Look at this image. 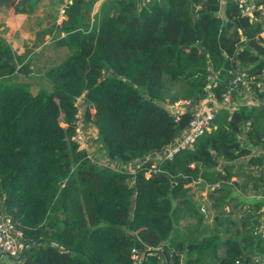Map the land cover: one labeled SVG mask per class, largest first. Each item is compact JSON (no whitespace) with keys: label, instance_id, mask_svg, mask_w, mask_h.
Returning a JSON list of instances; mask_svg holds the SVG:
<instances>
[{"label":"trees","instance_id":"obj_1","mask_svg":"<svg viewBox=\"0 0 264 264\" xmlns=\"http://www.w3.org/2000/svg\"><path fill=\"white\" fill-rule=\"evenodd\" d=\"M96 1L71 0L63 9L55 26L63 35L53 46L68 52L44 69L47 88L32 92L10 80L28 66L0 38V199L20 234L21 264H130L132 250L140 264H180L181 253L184 264H251L264 256L259 204L241 201L264 188V171L245 172L241 160L264 168V155L251 152L264 147V106L218 107L190 147L171 159H146L191 118L158 102L201 99L207 62L219 81L216 94L236 70L261 72L258 10L241 16L234 0L222 7L219 0H102L93 10ZM254 89L264 100V88ZM78 97L106 158L142 163L106 169L77 147ZM191 183L200 192L207 185L210 229H203ZM233 200L240 203L236 221L225 210ZM187 217L194 222L181 227ZM157 247L164 263L152 253Z\"/></svg>","mask_w":264,"mask_h":264},{"label":"built area","instance_id":"obj_2","mask_svg":"<svg viewBox=\"0 0 264 264\" xmlns=\"http://www.w3.org/2000/svg\"><path fill=\"white\" fill-rule=\"evenodd\" d=\"M147 0H135L136 3L142 5ZM237 5L238 13L241 16H245L249 19L253 18L255 10H258V5L255 4L256 0H234ZM71 3V0H65L64 4L60 7V13H63V9ZM198 6H196L197 8ZM261 43L264 46V27L261 28L259 33ZM248 68L236 70L233 72L234 75L228 81H224L223 89L216 94L215 89L219 83L216 79V74L210 69L209 63L207 62V73L205 76V84L203 86L204 96L195 102H191L187 99H178L172 104H169L168 111L173 115L179 112H190L191 118L187 125L179 131L175 138L167 145L155 151L152 158L147 159H171L173 154L183 148H188L195 140L196 137L203 134L209 129V122L213 116L216 108L223 107L228 110H233L237 106L244 104L256 106L254 102H242L240 104L234 103V98H241L243 95L248 96L250 94L251 100L258 101L254 87L257 90L264 88V67L261 72L256 75L248 74ZM243 89V92L240 91ZM248 93V94H245ZM80 102V104H79ZM234 103V104H233ZM75 113L73 114V140L76 142L79 149L85 148V132L82 126L87 124L83 121L84 103L80 97L76 98L75 102ZM89 111L92 113L91 106ZM246 130V123L241 127ZM241 135V134H240ZM153 164L149 166L146 171L148 174L153 168ZM204 200V199H203ZM200 212H205L204 208L199 207ZM20 234L14 228L10 218L7 214L0 209V256L5 258L1 264H21L23 257L22 242H20ZM130 264H140L141 256L136 250H132ZM251 264H264V256H259L253 259Z\"/></svg>","mask_w":264,"mask_h":264},{"label":"rangeland","instance_id":"obj_3","mask_svg":"<svg viewBox=\"0 0 264 264\" xmlns=\"http://www.w3.org/2000/svg\"><path fill=\"white\" fill-rule=\"evenodd\" d=\"M20 1H22V0H20ZM25 1L27 2L26 4L31 3L30 0H25ZM19 5H21V4H19ZM95 8H96V5L94 4L93 10ZM18 10H20V8H18ZM258 11H261V10L259 9ZM51 13L53 14L52 15L53 17L55 16L56 21L58 22L59 18H57V17H59L60 14H62V13H60V8L53 10L52 8L45 6V7L41 8V15H40L39 19L37 20V22L33 23V29H34L35 24L41 25L42 28L45 30L48 28L50 29L52 27L53 17L49 22H48V20L50 18ZM33 32H34L33 30L30 31L31 36H32ZM59 33H61V32L54 30L51 35H49L48 37H45L43 39V42L46 44L41 47V50H40V46L31 48L30 45L32 44V42L34 43L32 38H25V39L19 40L15 37L14 39L16 40V44L14 46H10V45L9 46L12 49V51L15 52V54H18V55L20 54V55L25 56L23 63L28 66V72L24 75L14 74L12 77H10V80L11 81H17L20 83L21 82L26 83L32 92H35L36 89L41 87V86L47 88L48 83L42 77L43 71L48 66L55 64L58 60H60V58L63 55V54H61L62 53L61 50H56L53 47H51L52 45L49 41L50 38L58 35ZM240 91L243 92V89L240 88ZM245 94H248V93L245 92ZM242 102H254L258 107L264 106L263 102L251 100L250 94H248V96L243 95L241 98H238V97L234 98V103L240 104ZM79 104H80V102H79ZM158 104L163 106L167 110L169 109V107H168L169 105H167L165 102H158ZM248 105H250V103ZM82 128H83V131L85 132V141H86L84 151L86 152L88 158L98 166L104 167L106 169L119 170L120 169L119 166L112 164L106 158V156L104 154V150L96 138L95 129H94L92 123L89 121L87 124H84V126H82ZM239 139L242 140L241 136H239ZM152 157H153V155L151 156V158ZM206 187H207V185H205L200 192L199 189L197 188V184L191 183V193L193 194V199L196 201V203L199 205V207L202 206L204 208V211H205V212H203L205 214V217H206V219H204L202 221L203 229H210L211 228L210 227L211 226L210 220H211V217H212L214 212L211 210H207V209L205 210V205H204L205 200H203V199L205 197ZM234 202H235L234 200L229 202L225 206V210H227V212L231 210L232 214L230 212L229 216L231 219L236 221L237 218H239V215L241 214L240 210L238 209L240 207V203H236V206H233ZM187 222H194V219L187 217V218L183 219L182 221H180L179 223H180V226L182 227ZM157 248L152 253H154L160 260L162 257L161 248L160 247L158 249ZM183 258H184V256H183ZM2 259H3V261L5 260L4 257ZM181 260H182V257L180 256V259H179L180 264H182Z\"/></svg>","mask_w":264,"mask_h":264},{"label":"crops","instance_id":"obj_4","mask_svg":"<svg viewBox=\"0 0 264 264\" xmlns=\"http://www.w3.org/2000/svg\"><path fill=\"white\" fill-rule=\"evenodd\" d=\"M31 3L26 4L27 2L25 0H7V4H0V37L10 46H14L16 44V40L14 39L15 37L19 40L25 39V38H32L34 43L30 45L31 48L41 47L45 45L46 43L43 42V39L45 37H48L49 35L52 34L54 30L57 31L55 26H58L60 24V21L63 18V14H60L59 21H56L55 16L53 17L52 13L50 15V18L48 22L52 19V27L49 29H43L41 25L35 24L34 29H33V23L37 22L41 15V8L47 6L49 8L54 9H59L62 4H64L65 0H30ZM101 0H98L96 3V8L98 6V3ZM257 1V0H256ZM221 7L223 6L224 0H219ZM21 4V5H19ZM14 6H18V8H21V10H15ZM95 8V10H96ZM258 11L259 16H258V22L260 23L261 28L264 27V3L258 4ZM33 30L32 36L30 35V31ZM53 30V31H52ZM62 33H59L56 36H62ZM50 38V43L51 47H53L56 50H61L63 54L60 60H62L66 55H67V49L65 48H57L53 46V39L56 37ZM64 56V57H63ZM60 60H58L56 63H58ZM53 65V64H52ZM259 102H263L264 100L259 99ZM258 107V106H257ZM245 129L241 131V139L243 140V145H245L244 142V136L243 134L245 133ZM251 152L253 154L257 155H264V147H253ZM155 151H151L147 158H151L152 155H154ZM242 169L245 170V172H252L255 174L257 171H264L263 167H256L253 165H248L245 161V157H242ZM141 160H133L125 163L117 162V161H110L112 164L117 165L120 167L119 171H131L133 168H135L137 165L142 163ZM238 162V160H237ZM236 162V165H237ZM126 167V168H125ZM241 198L245 204L247 202H254L258 203L259 207L256 210V213L258 214V223L259 226L256 230V234H259L261 238L264 239V188L260 186L258 188V191L256 192H251L250 190L247 191V193L242 194ZM205 204H206V199L204 197ZM3 204L4 200L0 199V209L3 210ZM207 205V204H206ZM4 211V210H3ZM20 238V237H19ZM21 242V239H20ZM22 244V243H21ZM182 257L181 263H183L184 258H183V253L180 254ZM3 261L2 257L0 256V264ZM161 263H164L163 257L160 259ZM184 264V263H183Z\"/></svg>","mask_w":264,"mask_h":264},{"label":"clouds","instance_id":"obj_5","mask_svg":"<svg viewBox=\"0 0 264 264\" xmlns=\"http://www.w3.org/2000/svg\"><path fill=\"white\" fill-rule=\"evenodd\" d=\"M204 205H205V208H206V204H205V202H204ZM158 249V248H157ZM162 255V254H161Z\"/></svg>","mask_w":264,"mask_h":264}]
</instances>
